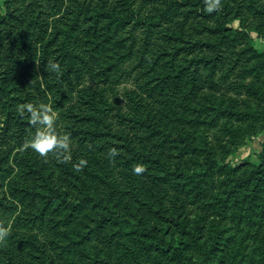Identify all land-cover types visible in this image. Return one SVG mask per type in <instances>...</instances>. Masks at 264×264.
I'll list each match as a JSON object with an SVG mask.
<instances>
[{
	"label": "trees",
	"instance_id": "trees-1",
	"mask_svg": "<svg viewBox=\"0 0 264 264\" xmlns=\"http://www.w3.org/2000/svg\"><path fill=\"white\" fill-rule=\"evenodd\" d=\"M242 7V0H221L212 12L206 0H0V225L10 228L0 264H67L76 223L98 240L84 251L91 262L105 257L101 251L111 257L116 244L117 259L128 253L129 264H207L190 252L205 245L179 206V198H208L205 178L216 169L190 104L205 81H217V69L244 63L246 48L230 52L227 26ZM115 71L138 88L109 101L104 90ZM26 102L53 107L58 131L71 134V160L24 148L34 128L16 106ZM112 147L118 155L110 159ZM137 163L145 167L139 175ZM263 165L264 157L238 185L258 184Z\"/></svg>",
	"mask_w": 264,
	"mask_h": 264
},
{
	"label": "rangeland",
	"instance_id": "rangeland-1",
	"mask_svg": "<svg viewBox=\"0 0 264 264\" xmlns=\"http://www.w3.org/2000/svg\"><path fill=\"white\" fill-rule=\"evenodd\" d=\"M250 1L259 11L247 6ZM242 2L240 14L230 17L227 26L232 28L230 52L234 55L246 48L241 58L244 63L233 70L230 66L217 69V81H205L190 104L216 158V169L211 178H205L208 198L198 202L179 198V206L188 224L199 227L205 245H196L190 252L198 260L207 257V264H264V165L256 177L258 184L238 185L239 178L259 168L264 157V0ZM137 88L134 81L122 79L115 71L104 95L111 101ZM172 199L168 195L164 201L171 205ZM76 227L74 241H82L78 247L71 242L67 264H129L128 253L126 259H117L122 248L116 244L111 247V257L101 251L104 258L89 261L84 251L94 248L98 240L91 233L84 236L88 231L83 224L76 223Z\"/></svg>",
	"mask_w": 264,
	"mask_h": 264
},
{
	"label": "clouds",
	"instance_id": "clouds-1",
	"mask_svg": "<svg viewBox=\"0 0 264 264\" xmlns=\"http://www.w3.org/2000/svg\"><path fill=\"white\" fill-rule=\"evenodd\" d=\"M221 6V0H206V10L212 12ZM53 71L60 70L58 62H51L49 65ZM16 110L21 115L28 116V122L33 126L34 132L31 137L24 143V148H30L38 153L41 157H47L49 153H54L64 161L72 159L71 147V134L68 132H60L57 128L58 114L54 111L53 107L44 102L40 103H19ZM118 155L115 147L109 149V158H114ZM87 160L80 159L74 164L78 170L86 166ZM132 171L139 175L145 171V167L141 163L133 166ZM10 228L6 225H0V241H3L9 235Z\"/></svg>",
	"mask_w": 264,
	"mask_h": 264
}]
</instances>
